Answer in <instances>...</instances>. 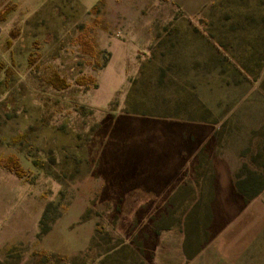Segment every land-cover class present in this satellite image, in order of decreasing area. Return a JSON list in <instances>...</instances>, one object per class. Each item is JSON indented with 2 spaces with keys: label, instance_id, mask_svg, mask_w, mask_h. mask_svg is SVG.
<instances>
[{
  "label": "rangeland",
  "instance_id": "1",
  "mask_svg": "<svg viewBox=\"0 0 264 264\" xmlns=\"http://www.w3.org/2000/svg\"><path fill=\"white\" fill-rule=\"evenodd\" d=\"M0 60V163L52 203L6 264H264V0H0Z\"/></svg>",
  "mask_w": 264,
  "mask_h": 264
},
{
  "label": "crops",
  "instance_id": "2",
  "mask_svg": "<svg viewBox=\"0 0 264 264\" xmlns=\"http://www.w3.org/2000/svg\"><path fill=\"white\" fill-rule=\"evenodd\" d=\"M11 154L19 155L16 150ZM229 183L231 184V181ZM25 185L30 187V183L24 181L22 177L14 175L11 170L3 167L0 163V252L2 253L23 240L27 234L28 239L36 240L40 232V216L45 209L46 202L44 199L34 200L27 195L25 198L22 196L19 198V190L21 189L18 188ZM22 191L26 190L23 189ZM32 196L35 198L34 195ZM90 230L92 231L91 226ZM32 250H39L32 252L44 254L61 252L38 247H33ZM0 260L3 261L2 256H0Z\"/></svg>",
  "mask_w": 264,
  "mask_h": 264
},
{
  "label": "trees",
  "instance_id": "3",
  "mask_svg": "<svg viewBox=\"0 0 264 264\" xmlns=\"http://www.w3.org/2000/svg\"><path fill=\"white\" fill-rule=\"evenodd\" d=\"M11 39L9 40V43ZM9 65L5 61L0 60V73L7 74L10 71ZM66 86V85H65ZM64 86V87H65ZM133 96L130 94V101L128 104H131ZM264 151V148L262 149ZM2 164L7 169L13 171L18 176L23 177L27 175V171L23 167L21 161L16 155H9L7 158L2 160ZM262 173L257 169H248V172L245 173L243 170L241 173H238L236 179L232 182L234 191L244 197L246 200H250L257 196L264 189V178L262 179ZM52 206V203L48 204L47 208L42 215L41 222L45 219L47 215L48 208ZM0 264H6L4 261L0 260Z\"/></svg>",
  "mask_w": 264,
  "mask_h": 264
}]
</instances>
